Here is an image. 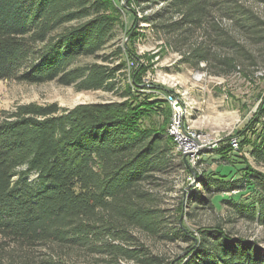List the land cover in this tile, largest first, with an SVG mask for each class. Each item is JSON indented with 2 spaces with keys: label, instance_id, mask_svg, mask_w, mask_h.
<instances>
[{
  "label": "trees",
  "instance_id": "obj_1",
  "mask_svg": "<svg viewBox=\"0 0 264 264\" xmlns=\"http://www.w3.org/2000/svg\"><path fill=\"white\" fill-rule=\"evenodd\" d=\"M254 2L264 4L0 0V80L56 81L117 97L71 108L28 102L0 111V264H264L258 240L223 225L243 220L264 227V172L243 157L247 147L253 162L264 164V94L245 126L214 149L221 158L241 153L242 168L201 177L206 193L188 200L193 210L215 209L214 196L227 195L220 200L226 216L198 225L194 236L184 227L183 200L167 206L157 190L182 156L167 133L171 107L161 94L167 90L146 86L145 69L129 64L138 30L127 44L118 38L122 10L139 12L141 27L180 62L216 76L252 78L250 65H259L254 46L264 51V20ZM249 194L250 202H239ZM178 240L191 246L170 258L147 243Z\"/></svg>",
  "mask_w": 264,
  "mask_h": 264
},
{
  "label": "rangeland",
  "instance_id": "obj_2",
  "mask_svg": "<svg viewBox=\"0 0 264 264\" xmlns=\"http://www.w3.org/2000/svg\"><path fill=\"white\" fill-rule=\"evenodd\" d=\"M116 1L117 4L124 6L127 3V0ZM251 6L264 20V4L254 2L251 3ZM140 16L139 12L134 15L128 9L122 10L123 26L118 30L119 40L123 44H127L133 30L136 28L139 32L130 43L134 58L130 59L129 64H132L133 60L138 69L141 67L145 69L143 79L146 86L152 84L165 88L167 91L161 92L163 95L166 94L165 99L169 95L179 99L185 108L190 128L205 136L211 144H215L213 149L201 150L202 159L198 160L195 167L190 166L188 160L186 158L184 160L180 156V160L177 159L158 180L157 190L163 196L167 206H176L180 198L183 200L184 207L181 216L185 219L184 227L197 236L195 231L198 225L215 224L221 221V218L225 217L228 212L226 205L220 201L227 197L226 193L214 196L215 209L205 207L193 210L192 206L189 207L188 200L193 193H206L202 181L204 178L212 176L215 170L227 172L231 167L239 170L243 166L241 153L238 155L230 153L234 163L229 164L226 158L230 156L221 158V155L214 149L223 146L225 140L245 126L247 118L260 103L264 94V79L258 78L264 74L263 45L254 46L259 65L258 67L250 65V70H254V76H249L252 78H247L239 73L216 76L205 70H195L180 62L179 55L157 41L150 28L141 27L145 25L138 21ZM136 24L141 29L137 28ZM226 25L230 27V23ZM215 51L218 52V50ZM115 99L117 97L109 92L101 90L77 91L72 86L60 85L56 81L32 84L18 82L14 79L0 80V111L12 109L17 104L28 102L40 104L56 102L61 107L71 108L79 103ZM247 150L246 147L243 157H246L253 167L264 172V164L254 163ZM190 168L195 170L194 175ZM193 176L194 179H192ZM203 176L204 178H201ZM235 176L238 178L240 174ZM238 194L240 193H232L233 197ZM250 195L252 194L241 196L239 202H250L253 198ZM223 225L232 234L256 239L264 246L263 226L250 224L243 220L233 223L224 222ZM147 243L151 245L153 252L165 254L168 258L177 253L184 255V248L191 246V243L182 240L174 243L152 241H147Z\"/></svg>",
  "mask_w": 264,
  "mask_h": 264
},
{
  "label": "built area",
  "instance_id": "obj_3",
  "mask_svg": "<svg viewBox=\"0 0 264 264\" xmlns=\"http://www.w3.org/2000/svg\"><path fill=\"white\" fill-rule=\"evenodd\" d=\"M166 100L171 107L167 133L173 138L176 150L188 160L190 166L195 167L202 154L201 150L212 149L215 144L190 128L185 108L179 99L169 95ZM231 141L236 146V139L232 138Z\"/></svg>",
  "mask_w": 264,
  "mask_h": 264
},
{
  "label": "water",
  "instance_id": "obj_4",
  "mask_svg": "<svg viewBox=\"0 0 264 264\" xmlns=\"http://www.w3.org/2000/svg\"><path fill=\"white\" fill-rule=\"evenodd\" d=\"M184 158V157H183ZM184 160H185V158H184ZM190 170H191V172H192V174L194 175V171L190 168Z\"/></svg>",
  "mask_w": 264,
  "mask_h": 264
}]
</instances>
